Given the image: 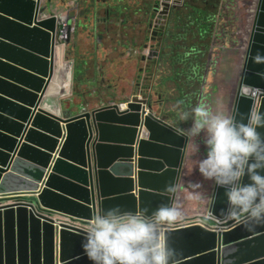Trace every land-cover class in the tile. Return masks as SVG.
<instances>
[{
  "label": "water",
  "instance_id": "water-1",
  "mask_svg": "<svg viewBox=\"0 0 264 264\" xmlns=\"http://www.w3.org/2000/svg\"><path fill=\"white\" fill-rule=\"evenodd\" d=\"M184 1L153 0L154 14H145L143 32L138 29L137 33L157 41V18L153 16L161 15L160 9L167 15L169 10L171 13L179 6L186 7ZM223 1L218 18L226 11V22L220 25L224 31L235 21L233 6L243 1L249 20L244 30H228L225 43L229 35L233 37L231 50L227 46L230 51H224V62L228 63H224L222 72L220 63L217 65L219 85L201 103L205 101L212 109L220 103L217 92L223 75L231 73L235 63L231 53L241 48V74L230 113L240 119L256 107V98L254 104V98L244 93L264 92V62L253 60L258 54L264 59V0H234L230 5ZM52 6L53 0H0V264H92L82 244L94 209L119 206L150 213L169 203L164 189L171 183L179 186L176 195L184 201L182 209L187 205L181 185L189 160L195 157V142L186 146V138L176 136L170 127L187 128L190 123L177 124L165 118L164 103L161 108L155 107L157 101L164 102V97L159 91L158 68L149 58L152 55H141L149 63L119 67L97 60L85 63L97 57V52L84 57L87 47L98 50V46L112 45L107 50L111 58L121 50L123 38H127L129 54L138 53L141 46L148 48L146 43L136 41L134 45L128 39L132 34L127 33L119 6L103 7L104 11L87 16L89 22L103 15L108 20L102 30L81 26L94 44L85 38L80 51L76 46L70 48L73 61L84 57L76 63L80 65L75 77V61L64 63L69 89L63 85L62 95L71 96L72 82L83 79L80 89L87 87L89 96L79 98L76 109L74 104L62 109L60 102L58 112L46 108L54 82L60 80L57 76L62 77L60 47L70 44L74 23L73 17L53 15ZM192 9L187 8V12L193 13ZM64 24L67 37L61 38ZM217 29L209 26L208 33ZM107 68L118 70L106 71L105 77ZM74 94L69 99L79 96ZM118 94L121 96L116 97ZM121 102L127 103L125 109L120 107ZM258 110L264 113V97ZM259 131L264 133V128ZM203 154L201 145L197 155L201 158ZM207 191L205 212L215 221L227 206L224 189L213 182ZM180 225L166 234L168 244L180 254L179 264H264V226L252 231L237 226L218 233L217 222L213 229L204 224ZM221 248L227 250L226 254L218 255Z\"/></svg>",
  "mask_w": 264,
  "mask_h": 264
},
{
  "label": "clouds",
  "instance_id": "clouds-1",
  "mask_svg": "<svg viewBox=\"0 0 264 264\" xmlns=\"http://www.w3.org/2000/svg\"><path fill=\"white\" fill-rule=\"evenodd\" d=\"M253 60L264 62L259 54ZM244 95H251L255 104L259 91ZM177 116L181 124L191 123L187 128L170 126L174 134L186 138V146L195 142L196 153L203 145L204 154L197 160V171L203 180L224 189L227 206L216 217L218 233L233 223L249 231L264 226V133L259 131L264 128V113L253 106L237 119L198 103L190 110L177 112ZM181 151L187 155L185 148ZM188 186L198 190L203 184L189 181ZM178 190L175 183L167 185L164 193L169 203H162L150 213L141 209L123 210L119 206L94 209L84 229L82 244L92 264H179L180 254L166 238L185 218L176 195ZM226 251L221 248L218 255Z\"/></svg>",
  "mask_w": 264,
  "mask_h": 264
},
{
  "label": "rangeland",
  "instance_id": "rangeland-1",
  "mask_svg": "<svg viewBox=\"0 0 264 264\" xmlns=\"http://www.w3.org/2000/svg\"><path fill=\"white\" fill-rule=\"evenodd\" d=\"M61 1H62V5H64L66 1L68 0H61ZM71 1H73L75 10H77V12L81 11L79 14L81 15V18L83 19L84 17L86 19L88 15H92L94 13L104 11L103 7L112 8L113 6L117 5L120 7V9L123 10L122 12L123 20L125 21L130 20L128 22L129 27L127 29V33L128 35L130 34L132 35L128 37V39H131L133 41L132 44L134 45L136 41L140 42V44L142 45L146 43L148 45L147 46L148 48L145 49L143 46H141L137 48L139 50L138 53L131 52L129 54V51L125 46V44L127 43L125 42L127 38H123L121 50L113 54V56L107 61L101 55L104 52L107 53L108 52L107 50L111 48L112 45L106 46V47L98 46V50H95L92 47H87L86 50H83V52H85L84 57H86L87 55H94L95 52H97V57L89 58L85 63H94V61L97 60V63H101L102 65L112 63L114 66H117V67L126 65L127 63H149L148 61H143L141 58V55L143 56V53L148 55V52H149V54L152 55V57H149V58H152L150 60H152L155 63L154 66L158 68L157 79L160 77L162 78V75H167V77L173 76L174 78H176V84L174 83L173 85V88L176 89V91L174 92V95L183 94V97H184L182 104L177 107L176 106L172 107V104L167 103V100H168L167 93H165L164 102L159 100L157 101V103H155L156 108H161V104L164 103V109H165L164 117L167 118L168 120L179 124L180 122L178 120L177 112L190 110L192 107L200 103V94H201L202 89L205 90V87L210 88V84L215 83V80L209 76V74H212V72H215V75L217 77V78L215 77L216 85H219V80H218V76L216 73L217 72L216 67L219 63H215L216 61L214 60L215 64L211 65L209 68L210 63H209L208 51H209V48L212 47L217 37H221L222 40L226 38V32L224 31L222 27H220L222 22L224 23L226 22V19H227L226 11H224L223 16L221 18L207 16V15H212L209 11L202 12L207 15H203V14L197 15L195 13H191V14L188 13L184 20H187L190 24L187 21H180L175 18L172 19V14H171V23L173 26V29H171L172 27L170 28L169 25H167L166 27V21L168 20V17L170 15V10L167 11V15H162L161 13L162 9H160L161 15L158 16L157 14L153 16V19L157 18V24H156L157 30L156 31L158 34L156 37L159 39L158 42L155 44L156 41L145 39L146 36L143 35L142 26H141L142 23L145 22L146 13L153 12L152 14H154V11H152L153 0H151L152 2L151 4H148L147 6H143L142 10H139L141 8V5H140L141 0H123V1L121 0L119 1L117 0H89L90 1L89 6H86V4L82 2L81 0H78V2H75V0H71ZM226 1L228 5L234 3V0H226ZM195 2H200L206 7L209 6V3L205 0H185L184 5L186 7H182V8L180 6L177 7L178 8L177 13H180L181 11L182 13H187V8H191L192 4L195 5ZM215 3H216V0H211V4H215ZM222 4H224L223 0L221 3V7H222ZM177 8H175L173 12ZM237 9H235V11H237ZM72 10L74 11L73 7H72ZM243 12L248 18L247 16L248 12L245 9ZM62 13H65L62 8L59 7L55 10L52 8L53 15L60 16L62 15ZM129 13L132 14L131 16L132 18L129 16ZM213 16H216V15H213ZM68 17H70L69 14H68ZM79 18H80L79 16L73 17L74 23H73V26L71 27L73 30L71 31L70 44L69 45L66 44L60 47V60H62L64 63L73 61V58L70 56V55H73V52L70 49L72 48V46H76V48H78L79 51L81 50V45H82L81 42L84 41L83 34L86 33V32L81 31V26L87 25L89 28L95 27L97 29L102 30V27L105 26V22H107L108 20V19L106 20L104 19L103 21L102 18H99V19H96L95 21H91V22L87 21L86 23H83L79 20ZM204 18H207L208 21H202ZM235 18L236 17H234V20ZM204 24L206 25L208 24L210 27H218L217 32L216 33L211 32V33L206 34L205 32H203V30L198 29V27L191 26V25L200 26ZM232 25L235 26V21L232 22L231 28H232ZM132 26H133L134 31H131ZM138 29L141 30L142 32L137 33ZM166 31H167V36L165 37V43L169 47V50L171 48L170 51L172 53L171 58L168 57L167 55V58H169V61L170 59L172 60L173 56L175 57L176 55L179 54V55L185 56L187 58L188 63H175V60H174V63H169V61L163 60L164 51L162 49H161L162 56L160 58V54H161L160 40L166 35ZM152 45L154 46L151 49ZM68 48L70 51L69 54H68ZM64 49H65V55H64ZM216 49L218 50V52H222L223 46L220 45V47H217ZM237 51L238 52H235L233 54L231 53V56H230V58H232L233 61H235V63H232V72L225 73L223 75L222 84L221 86H219V91L217 92V97L220 95L219 96L220 103H217V105L213 107L214 111H220V112H223L229 115L231 111L233 110L234 98L236 95L237 86H238V82H239V78L241 74L239 60L241 58V52H243V50L239 48ZM200 52L204 54H200ZM83 58L81 56L79 60H74L75 61L74 77L78 74L76 72V69L79 68V65H80L76 63H81ZM223 67H224V63H220L219 72H222ZM108 70L117 71L118 68L105 69V73H104L105 77H106V71ZM155 71H156L155 68H153L152 72H154V75L156 74ZM211 79H212V82H211ZM80 80L72 82V85H71V91H72L71 96L74 93H75L74 96H78L77 94H79V96L74 97L73 99H69L71 96L66 95L68 97L65 96V98L59 99L55 103L51 99L52 110H55L56 108L59 107V102H60V105L62 106V109L69 108L70 106H72L71 103L74 104L73 107L76 109L77 106H79L78 103L80 102L78 99L81 98L82 96H89L87 95V92H86L88 89L87 87L85 89H80L84 81L82 79V81L80 82ZM167 82H170L168 78H167ZM57 86L58 85H56V87ZM215 88L212 90V94L214 93ZM221 98H223L224 100L222 101ZM179 100H181V98H179ZM188 123H191V121H189ZM194 155L195 157L189 160V165L195 166L197 164V160L200 158V156H198L196 152L194 153ZM189 181H192V182L200 181L202 182L203 187L198 190H193L188 186ZM212 184H213L212 181L203 180V179H200V177L196 180H191V176L189 175V173H186V178L184 179L181 185V190L187 201V205L185 206V208L182 209L185 213V218L183 221L191 218L192 216L196 214V211H195L196 209L194 208H198L204 211L207 209L204 205H206L208 202L209 193L207 190ZM183 203H184L183 200L180 201L181 205ZM207 213L208 212L204 213L203 215H206ZM182 222L178 224H182Z\"/></svg>",
  "mask_w": 264,
  "mask_h": 264
},
{
  "label": "crops",
  "instance_id": "crops-1",
  "mask_svg": "<svg viewBox=\"0 0 264 264\" xmlns=\"http://www.w3.org/2000/svg\"><path fill=\"white\" fill-rule=\"evenodd\" d=\"M117 1H119V0H117ZM121 1H123V0H121ZM205 1H207L209 3L208 7H206L205 5L201 4L200 2H195V5L192 4L191 7L195 8L197 11H200L201 14H203V15H207V14L202 13L203 11H209L212 15H207V16L216 17V16H213V15H217L218 13H220V8H222L221 7L222 0H216L215 4H211V0H205ZM84 3L86 4V6L90 5V1L89 0H85ZM151 3H152L151 0H141L140 1L141 8L139 10H142L143 6H147L148 4H151ZM70 6H72L74 8V11L72 10V7H70ZM244 6H246V3H244V1H243L242 5L240 4L238 6L237 5L233 6L234 9L238 8L237 11H235L236 12V14H235V17H236L235 18V26L232 25V28H234V32L237 31V30L238 31L239 30H244L246 25H247V17H246V15L243 12L244 9H245ZM59 7L62 8L63 11L65 12V13H62L61 17H68V14H69L70 17L79 16L80 17L79 20L81 22H83V23L87 22L85 17H84V19L81 18V15L79 14L81 11L77 12V10H75V7L73 5V1L68 0V1H66V3L64 5H62V1L61 0H53L52 8L55 10V9H57ZM173 10L171 11V13H170V15L168 17V20L166 21V27H167V25H169L170 28L172 27L171 29H173V26H172V23H171V14H172V19L175 18V19H178L180 21H183L184 18H186L187 14H188V12L187 13H182V12L177 13L178 8L174 12H173ZM189 14H191V13H189ZM106 16L107 15H103V17H101L103 19V21H104ZM129 16L131 17L132 14L129 13ZM122 18H123V14H122ZM248 20H249V18H248ZM123 21L126 24V26L129 27L128 22L130 20H128V21L123 20ZM222 24H224V22H222ZM230 27H231V25L230 26H226V28H229V29H230ZM89 29H91V28H89ZM131 31H134L133 30V26L131 28ZM166 36H167V31H166V35L163 38H161V40H160V50L162 49L164 51L163 60L169 61V58H167V55H168V57L171 58V54L172 53L170 51L171 48L169 50V47L165 43V37ZM171 36H172V34H171ZM83 37H84V39L87 38L89 40V44H94V41L92 40L90 34L85 33V34H83ZM232 38H233L232 35H229V39L227 40L226 43H224L226 41V38L224 40H222L221 37H217L216 38L215 42L213 43L212 47L210 48V51L208 52V57H209V54H210V58H209L210 65H214L215 63H228V62H224V58H225L224 51L225 50H227V51L231 50V45L233 44ZM156 40L157 41L155 42V44L158 42L159 39L157 38ZM220 45L223 46L222 52H218V50L216 49L217 47H220ZM227 46L229 47L230 50H228L226 48ZM116 48L119 50L121 47L119 45H117ZM162 50H161L160 58L162 56ZM200 54H204V53L200 52ZM108 57L110 58V56H108V53H106L103 58L107 61V60H109ZM174 60H175V63H188L187 58L185 56H182V55H179V54L176 55L175 57L173 56L172 60L170 59L169 63H174ZM213 60H215L216 62L215 63H211ZM210 65H209V67H210ZM210 73H211V71H210ZM209 76L212 79L215 80V83L214 84L211 83L210 84V88L208 87L205 91L202 89L201 94H200V103H201V100H203L206 97H208L212 93V90L215 88V85H216L215 72H212V74H209ZM167 78L170 80V82H167ZM212 79H211V82H212ZM157 81L159 83L158 86H160V93H161L162 97L165 98V93L168 94L167 95V99H168L167 103L172 104V107L180 106L182 104L183 100H184V97H183V94L174 95V92L176 91V89L173 88V85H174V83L176 84V78H174L173 76L167 77V75H162V78L161 77L158 78ZM86 83H87L88 86H91V87L93 85L90 81H86ZM208 89H209V91H208ZM1 94L2 93H0V96H2ZM119 96H121V94H118L116 97H119ZM179 98H181V100H179ZM173 104H175V105H173ZM71 105H72V103H71ZM194 209H196L195 210L196 214L194 216H192V217H201V215L206 213L205 211H203L201 209H198V208H194ZM177 225H179V224H177Z\"/></svg>",
  "mask_w": 264,
  "mask_h": 264
},
{
  "label": "bare ground",
  "instance_id": "bare-ground-1",
  "mask_svg": "<svg viewBox=\"0 0 264 264\" xmlns=\"http://www.w3.org/2000/svg\"><path fill=\"white\" fill-rule=\"evenodd\" d=\"M62 18L63 19H67V17H62ZM207 21H208V19H207ZM65 29H66V27H65ZM60 63H62L61 64L62 65V68H61V75H62V77L59 76V75L57 76L60 80L59 81L56 80L54 82V86H53V88L51 90L50 96H49V98L47 97L48 101L46 102V108L48 110H52V108H51L52 107V103H51L50 99H52L53 102L55 103L59 99L65 98L66 95H62L63 85H65L66 88L69 89L68 88V85L66 83L67 81L64 80V78H66L68 76V68L64 65V62L62 60H60ZM56 85H58V86L56 87ZM260 104H261V99H259L257 97L256 98V107H255L257 110L260 108ZM59 110H60V107L59 108H56L55 109V112H58ZM207 214L206 215H201V216H207Z\"/></svg>",
  "mask_w": 264,
  "mask_h": 264
},
{
  "label": "built area",
  "instance_id": "built-area-1",
  "mask_svg": "<svg viewBox=\"0 0 264 264\" xmlns=\"http://www.w3.org/2000/svg\"><path fill=\"white\" fill-rule=\"evenodd\" d=\"M229 11H232V10H229ZM185 19V18H184ZM228 19H231V17L229 16L228 17ZM183 21H187V20H183ZM188 22V21H187ZM189 23V22H188ZM190 24V23H189ZM192 26V25H191ZM64 27H66V25L64 24ZM67 29V28H66ZM64 30L63 32H62V34L60 35L61 36V38H66L67 37V30ZM73 29H71V31H72ZM148 54H149V52H148ZM257 91V90H256ZM259 93H261L262 94V96H260V97H258L259 99H262V97H264V92H259ZM259 96V95H258ZM120 107H122L123 109H125L126 107H127V103L126 102H121V104H120ZM259 111V110H258ZM211 217H212V214L211 213H208L207 214V216L204 218V219H202L201 217H193V218H191V219H188V220H186L185 222H183L182 223V225H180V226H184V227H186V226H190V225H195V224H204V225H206L207 227H209V228H211V229H213V228H217V225H216V220L215 221H213L212 219H211ZM238 225H236V224H230V225H228L227 226V230H231V229H233V228H235V227H237ZM175 227H179V226H177V225H175L173 228H175Z\"/></svg>",
  "mask_w": 264,
  "mask_h": 264
},
{
  "label": "trees",
  "instance_id": "trees-1",
  "mask_svg": "<svg viewBox=\"0 0 264 264\" xmlns=\"http://www.w3.org/2000/svg\"><path fill=\"white\" fill-rule=\"evenodd\" d=\"M220 11H221V10H220ZM192 12L195 13V14H197V15H202L201 12H200V11H197L195 8L192 9ZM229 12L232 13L233 11H229ZM232 14H233V16L235 17V14H234V13H232ZM218 16H219V13L216 15V17L218 18ZM202 21H207V18H204ZM194 26H197V25H192V27H194ZM208 27H209V25L204 24V25H200V26H198V29L203 30V32H205V33L207 34V33H208ZM228 30H230V29L228 28V29L225 31V32H226V35L228 34ZM204 37H205V36H204ZM188 173H189V175L191 176V180H196V179H198L199 177H200V179H203V178L201 177V175L199 174V172L197 171V169H196V165H195V166H193V165H189Z\"/></svg>",
  "mask_w": 264,
  "mask_h": 264
},
{
  "label": "flooded vegetation",
  "instance_id": "flooded-vegetation-1",
  "mask_svg": "<svg viewBox=\"0 0 264 264\" xmlns=\"http://www.w3.org/2000/svg\"><path fill=\"white\" fill-rule=\"evenodd\" d=\"M230 10H233V8H231Z\"/></svg>",
  "mask_w": 264,
  "mask_h": 264
}]
</instances>
